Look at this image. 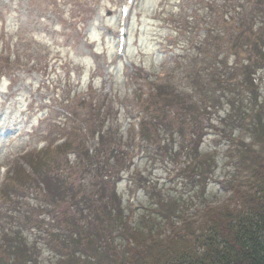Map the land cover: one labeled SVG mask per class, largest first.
<instances>
[{
  "label": "rangeland",
  "instance_id": "obj_1",
  "mask_svg": "<svg viewBox=\"0 0 264 264\" xmlns=\"http://www.w3.org/2000/svg\"><path fill=\"white\" fill-rule=\"evenodd\" d=\"M124 1L0 0V166L11 170L24 153L40 149L42 138L65 137L70 116L90 132L88 118L98 120L100 113L104 119L116 120L119 128V149L126 169L116 182V192L124 214L133 216L137 224L143 219L142 227L145 217L152 216L148 221L159 225L161 234H169L170 222L155 205L161 198L172 205L176 215L165 214L178 228L184 218L192 222L195 235L204 238L209 234L205 222L209 208L239 207L230 181L245 182L247 174L252 176L239 161L244 144L253 155L264 157V134L258 137L254 130L261 111L264 119V68L254 75L255 96L239 82L247 55L238 54L234 43L241 29H246L245 39H256L260 31L261 40L256 41L264 40V0H135L127 23L126 52L119 57L117 27ZM259 12L261 26L252 18ZM216 66L222 76L223 70L227 72L225 88L230 84L234 90L225 93L218 89L215 100H206L205 92L211 97L208 84H219L213 76L219 74H214ZM157 85L190 94L206 112L198 110L193 115L192 109H185L184 114L170 107L162 119L158 108L163 102L154 104ZM86 94L93 103L82 107L81 98ZM231 99L235 106L228 103ZM136 116L144 120L143 134H149L140 142L134 140L132 130V123L135 127L139 123ZM244 118L248 127L240 125ZM67 121L65 129L62 124ZM182 124H186L185 133ZM196 124L205 132L199 151L214 161L207 182L202 184L181 170L188 165V158L176 157L178 152H187L182 145L187 148L191 143L188 138ZM84 143L91 147L87 139ZM250 156L246 154V163ZM60 160V165L49 162L50 168L61 170L63 177L74 175L72 184L81 187L82 194L97 198V191H92L96 176L85 171L88 168L78 152ZM25 167L32 175L31 167ZM235 167H241L238 173ZM235 174L239 177L232 180ZM27 181L12 191L11 202L0 198V240L7 244L5 235L15 236L22 230L20 240L25 238L36 258L30 264H56L65 250L59 236L51 234L61 231V215L69 212L84 220L88 208L82 204V216L77 205L54 204L35 183ZM5 183L0 174V187ZM118 233L115 230L112 236L124 250L128 241L117 237ZM194 243L199 248L197 241Z\"/></svg>",
  "mask_w": 264,
  "mask_h": 264
},
{
  "label": "trees",
  "instance_id": "obj_2",
  "mask_svg": "<svg viewBox=\"0 0 264 264\" xmlns=\"http://www.w3.org/2000/svg\"><path fill=\"white\" fill-rule=\"evenodd\" d=\"M259 13L252 18H254L255 24L261 26L263 18L259 20V17H262V14L259 15ZM260 33L257 31L255 35L257 38H253L251 41L249 36L246 38L247 40L242 36L247 34L246 29H241L237 36H234L237 53L243 51L247 55L243 64L242 84L254 95L256 94L254 75L257 69L264 68V40L261 43L256 41L261 40L258 37ZM241 38L245 41L240 42ZM214 72V74L219 73L213 76L214 80L221 86L214 83L208 84L211 97L208 92H205L206 100L212 99V97H215L213 98L215 100L218 89L225 93H232L234 90L230 88V84H227L228 86L226 85L225 88L223 81L227 73L225 70H223L224 76L221 75L218 66ZM155 88L157 90L155 91L154 104L159 106L158 103L163 102L161 108H158L162 110V119L166 118L164 113H170L169 111L172 110L170 107L183 111L184 114L185 109H192L193 115L194 112L196 115L198 110L201 113L207 110L205 108L202 111L203 104L194 101L188 93L168 90V86L165 85H157ZM225 96L223 95V97ZM233 100H229L228 103L235 106ZM96 107L97 105L92 108L95 109ZM261 113L262 111L258 113L257 123L254 127L257 136L264 134V119L260 115ZM97 115L98 120L91 117L90 121L88 118V122L92 126L90 148L87 147L83 139L70 140L58 148L59 153L64 155L71 151L78 152L84 166L88 168L85 171L96 176L92 191H97V198L91 197L93 194H82L81 187L78 188L69 180L74 175L69 174V176L63 177L59 174L61 170L53 171L49 162L59 165L61 162L52 158L49 150L39 155L29 156L26 159L34 173L32 177L23 174L25 169L22 165H17L14 169L15 185L12 190L21 188L25 178H27L42 186L54 203H68L69 206L77 205L81 207L80 215L82 216H84L82 204L88 208L84 220L69 212L66 213L69 216L61 215L64 230L59 233L54 232L52 235L57 236V238L59 236L65 252L63 258L59 259L56 264H264V157L253 155L244 144V150L241 151V161L247 165L252 176L249 177L247 174L243 179L245 182L239 179L236 184L230 182L233 194L237 196L239 207L233 210L227 206H220L208 210L205 214V222L209 227V234L204 238L195 235L193 224L189 220L182 222V228L175 227L172 218L165 212L173 215L176 213L173 212L172 205L161 198L157 199L155 205H159L165 219L171 221L172 232L170 234H161L159 225L157 227L156 223L148 221L151 220L152 216L147 218L143 215L147 219L143 227V219L135 226L130 227L128 217L124 214V209L121 208V198L116 192V182L121 177V172L126 168L122 163L125 157L121 155L123 152L119 149V128L116 125V120L104 119L100 113ZM185 116L183 115V118ZM191 117L196 119L195 116ZM174 119L180 120L176 117ZM106 120L110 121L108 127ZM185 125L182 124V129L180 128L183 133H185ZM192 131V135L188 138L191 143L188 144L187 148L182 145L184 149H187V152H178L176 157L185 156L188 158V165L184 170L185 174L193 181L196 180L202 184L207 182V176L211 172L209 167L214 161L212 162V158L199 151L201 139L205 132L199 130L197 124L194 125ZM148 135L147 131L146 137ZM184 137L186 136L183 134V140ZM248 153H251L250 163H246L247 160L245 159ZM240 169L241 167L237 168V173ZM238 177L237 174L234 176L235 179ZM202 189L205 188L202 187ZM115 230L119 231L117 237L120 235L121 238L125 239V242L129 238L134 244L131 245L126 242L125 249L120 250L116 244L115 236H112ZM15 233V236L5 235L7 244L0 241V264H30V262H35L36 258L27 248L25 238L20 240L23 232L18 230ZM194 241H197L200 250Z\"/></svg>",
  "mask_w": 264,
  "mask_h": 264
}]
</instances>
